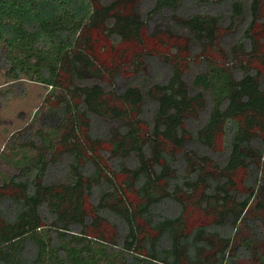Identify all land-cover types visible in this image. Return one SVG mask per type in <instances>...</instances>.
Masks as SVG:
<instances>
[{"label": "trees", "instance_id": "obj_1", "mask_svg": "<svg viewBox=\"0 0 264 264\" xmlns=\"http://www.w3.org/2000/svg\"><path fill=\"white\" fill-rule=\"evenodd\" d=\"M0 66V264H264V0H0Z\"/></svg>", "mask_w": 264, "mask_h": 264}, {"label": "rangeland", "instance_id": "obj_2", "mask_svg": "<svg viewBox=\"0 0 264 264\" xmlns=\"http://www.w3.org/2000/svg\"><path fill=\"white\" fill-rule=\"evenodd\" d=\"M158 63L154 62L149 69L156 74V78H166L169 74L168 67ZM148 72L146 69L145 73ZM51 91V86L37 81L29 79L11 81L6 77L5 69L0 66V178L9 177L15 172L12 165L2 159L4 153L9 155L11 153L7 151L8 142L18 131L31 128L35 119L40 117L39 109ZM9 157L16 159L17 155Z\"/></svg>", "mask_w": 264, "mask_h": 264}]
</instances>
